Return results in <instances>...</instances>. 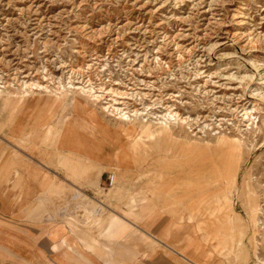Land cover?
Instances as JSON below:
<instances>
[{
    "label": "rangeland",
    "instance_id": "rangeland-1",
    "mask_svg": "<svg viewBox=\"0 0 264 264\" xmlns=\"http://www.w3.org/2000/svg\"><path fill=\"white\" fill-rule=\"evenodd\" d=\"M24 159L64 186L44 204L65 179L207 219L218 191L264 264V0H0V167Z\"/></svg>",
    "mask_w": 264,
    "mask_h": 264
},
{
    "label": "crops",
    "instance_id": "crops-1",
    "mask_svg": "<svg viewBox=\"0 0 264 264\" xmlns=\"http://www.w3.org/2000/svg\"><path fill=\"white\" fill-rule=\"evenodd\" d=\"M24 160L21 165L30 168L19 167V173L14 170L10 177L0 167V264L252 262L246 237L237 236L242 226L235 220L236 206L228 223L224 209L219 213L223 196L218 191L208 194L207 202L212 207L207 219L199 217L197 207L188 214L173 216L171 212L158 211L157 205L145 198L137 199L124 191L116 198L125 202V206L113 208L90 195L80 182L65 179L62 180L67 184L65 188L71 187L63 194L65 199L58 205L44 204L41 199L49 196L45 195L49 187L63 186L61 180H54ZM14 175L21 179H15ZM100 176L103 178V174ZM213 193L212 199L209 195ZM199 231L204 232L202 236ZM117 247L120 251L115 254Z\"/></svg>",
    "mask_w": 264,
    "mask_h": 264
},
{
    "label": "bare ground",
    "instance_id": "bare-ground-1",
    "mask_svg": "<svg viewBox=\"0 0 264 264\" xmlns=\"http://www.w3.org/2000/svg\"><path fill=\"white\" fill-rule=\"evenodd\" d=\"M235 166H236V164H235ZM235 166H234V168L230 169L228 171V173H226L228 175V179L226 180V183L225 184L228 185V186L233 185L234 187L235 186L237 187L238 174H237V170H236ZM211 171H209L210 173L206 172V169H204V166L203 167H197L193 171L192 179H199L200 178L202 180L203 178H206V180H207V178H209V177H214V174L211 173ZM236 192H237V189H236ZM234 200L232 201V203H230V204L228 203L229 208H230V211L228 212V214H226V217H225V219H226V221L228 223H230V221H231V219H230L231 218V212H232V209H234V207H235V201ZM223 207L224 206L222 204H219V208L218 209H219L220 215L223 212V209H224ZM245 209H247V207H245ZM246 211L247 210H245L243 212L244 215H245V217L241 213H238L237 211H235L234 213H235V220L237 222L243 223L244 226L246 224V227H247V225L249 226L251 224L250 223L251 221L250 220H247V218H246ZM248 237H246V239ZM256 256L259 257L258 254H256Z\"/></svg>",
    "mask_w": 264,
    "mask_h": 264
},
{
    "label": "built area",
    "instance_id": "built-area-1",
    "mask_svg": "<svg viewBox=\"0 0 264 264\" xmlns=\"http://www.w3.org/2000/svg\"><path fill=\"white\" fill-rule=\"evenodd\" d=\"M107 180L108 186H113L115 184V175L113 173H110Z\"/></svg>",
    "mask_w": 264,
    "mask_h": 264
}]
</instances>
